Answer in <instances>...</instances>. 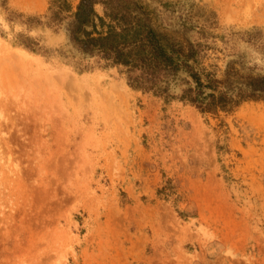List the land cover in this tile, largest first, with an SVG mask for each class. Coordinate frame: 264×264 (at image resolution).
Returning a JSON list of instances; mask_svg holds the SVG:
<instances>
[{"label": "rangeland", "instance_id": "374dc122", "mask_svg": "<svg viewBox=\"0 0 264 264\" xmlns=\"http://www.w3.org/2000/svg\"><path fill=\"white\" fill-rule=\"evenodd\" d=\"M141 1L219 91L264 78V0ZM48 7L0 0V264H264V101L131 89Z\"/></svg>", "mask_w": 264, "mask_h": 264}, {"label": "trees", "instance_id": "16d2710c", "mask_svg": "<svg viewBox=\"0 0 264 264\" xmlns=\"http://www.w3.org/2000/svg\"><path fill=\"white\" fill-rule=\"evenodd\" d=\"M47 25L71 19L70 37L101 67H118L129 88L164 100L179 99L200 113L232 112L243 102L264 101V78L248 77L229 94L205 68L196 52L170 43L152 24L141 0H48ZM100 8V11L97 10ZM185 75V77H181ZM179 82L185 87L175 93Z\"/></svg>", "mask_w": 264, "mask_h": 264}, {"label": "bare ground", "instance_id": "6f19581e", "mask_svg": "<svg viewBox=\"0 0 264 264\" xmlns=\"http://www.w3.org/2000/svg\"><path fill=\"white\" fill-rule=\"evenodd\" d=\"M17 59V58H16Z\"/></svg>", "mask_w": 264, "mask_h": 264}]
</instances>
